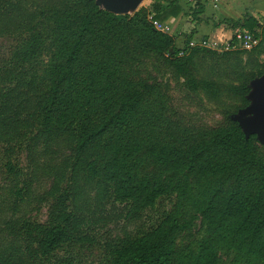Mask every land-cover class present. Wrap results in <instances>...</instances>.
<instances>
[{
    "label": "trees",
    "instance_id": "obj_1",
    "mask_svg": "<svg viewBox=\"0 0 264 264\" xmlns=\"http://www.w3.org/2000/svg\"><path fill=\"white\" fill-rule=\"evenodd\" d=\"M181 1L152 0L123 15L95 0H0V35L20 41L7 57L0 54V168L15 183L13 206H0V264H80L58 249L89 239L80 228L88 223L91 184L99 199L126 203L132 214L176 197L151 230L113 247L111 264H264V154L257 135L247 139L232 118L190 129L157 79L135 76L140 51L164 56L192 90L199 87L198 53L241 75L245 96L264 75V68L243 74L239 50L190 47L193 33L178 46L175 35L158 30L149 15L165 23L184 12ZM205 2L194 0V16ZM221 24L233 33L248 29L264 49V15L247 10L215 26ZM49 43L53 63L40 73ZM23 149L34 163L30 179H22L14 161ZM40 174L51 180L47 193L56 200L49 222L8 213ZM81 178L85 185L73 187Z\"/></svg>",
    "mask_w": 264,
    "mask_h": 264
},
{
    "label": "rangeland",
    "instance_id": "obj_2",
    "mask_svg": "<svg viewBox=\"0 0 264 264\" xmlns=\"http://www.w3.org/2000/svg\"><path fill=\"white\" fill-rule=\"evenodd\" d=\"M151 1L144 0L141 6H149ZM189 1H184V5H189ZM185 12L184 10L180 16L183 19L185 16H189L193 20L192 9L190 12ZM183 21L181 19L179 23L177 22L170 28L176 39H180L178 43L176 41L178 46H184L187 34L192 32L191 28L195 26L194 22ZM181 23L183 27L180 26ZM232 35L233 31H230L229 37ZM216 39L220 38L216 37ZM19 42L11 35H0V54L7 57L12 49L19 47ZM262 47L263 45L260 44L252 50L235 49L239 50L242 57L243 74L252 71L258 72L264 68V49ZM54 51V46L51 43L47 44L41 59L40 73L53 63ZM220 62L202 53L195 56L194 77L199 81V87L196 90H192L186 85L185 79L166 63L162 55L140 51L139 60H136L133 69L136 71L135 76L138 79L148 81L157 79L169 96V101L180 121L190 129L201 130L225 124L232 114L238 113L241 108L252 102L249 97L250 93L245 96L242 89L244 83L242 76L236 73L234 76L228 75L220 67ZM251 83L252 81L249 87L252 91ZM235 87L237 88L235 89ZM258 141L264 154V144L260 140ZM3 153V149H0L2 162L5 160ZM15 157V163L25 172L21 176L22 179H30L34 166L31 153L23 149ZM3 173L0 168V206L4 204L12 207L15 202L14 190L12 191L15 183L11 181V176L5 167ZM50 182L51 180L44 174H40L34 179L31 192L25 196L21 204H18L17 211L8 209V213L20 218H30L33 222L48 223L56 202L55 198H50L47 193L50 189ZM81 185H85L84 178L73 184V187ZM96 191L95 184H91L89 195L86 196V199L90 200V204L87 206L88 209L83 211V216L88 223L80 228L88 235L89 239H84L76 244H66L58 249L59 256H73L80 264H111L112 249L115 245L127 242L151 230L163 215L173 210L176 202L175 195L162 197L154 206L147 208L142 213L132 214L129 212L128 204L115 202L106 196L104 199H99L100 196ZM41 196L43 199L45 197L42 201L39 200ZM77 202L82 203V200L79 199ZM71 203V206H74V202ZM195 235V239L201 237V234ZM223 258L231 262L224 255Z\"/></svg>",
    "mask_w": 264,
    "mask_h": 264
},
{
    "label": "crops",
    "instance_id": "obj_3",
    "mask_svg": "<svg viewBox=\"0 0 264 264\" xmlns=\"http://www.w3.org/2000/svg\"><path fill=\"white\" fill-rule=\"evenodd\" d=\"M184 1L182 0L181 3L185 8L186 12H190L192 6L194 5V0L189 1V5H184ZM206 8L205 11L198 16H194L193 20L190 17L185 16L183 19L180 15L178 17H171L165 23L172 27V25H176V23L180 22V20H184L183 22H194L195 26L192 27L193 29V38H201V37H219L224 38V36L229 37V32L231 31L225 24H221L219 26H215V23H220L225 18H233V19H240L243 18L244 14L247 10H252L251 13L254 14L256 17H261L264 15V0H224L218 6L212 4V2L207 1L205 2ZM185 12V13H186ZM198 17V18H197ZM182 22V23H183ZM181 23V27L182 26ZM179 26V27H180ZM170 34L174 35V32L169 30ZM224 34V35H223ZM180 39H176L177 43Z\"/></svg>",
    "mask_w": 264,
    "mask_h": 264
},
{
    "label": "water",
    "instance_id": "obj_4",
    "mask_svg": "<svg viewBox=\"0 0 264 264\" xmlns=\"http://www.w3.org/2000/svg\"><path fill=\"white\" fill-rule=\"evenodd\" d=\"M144 0H95L96 4L104 10L114 14H134ZM253 90L249 97L252 102L241 108L231 118L237 121L248 139L256 134L264 144V75L252 81Z\"/></svg>",
    "mask_w": 264,
    "mask_h": 264
},
{
    "label": "built area",
    "instance_id": "obj_5",
    "mask_svg": "<svg viewBox=\"0 0 264 264\" xmlns=\"http://www.w3.org/2000/svg\"><path fill=\"white\" fill-rule=\"evenodd\" d=\"M205 1V0H203ZM212 2L215 6H218L224 0H207ZM149 19L152 21L153 25L161 31L169 32L170 28L166 23H162L157 19L153 18V15H149ZM234 37V38H233ZM260 42V39L256 37L248 29H237L231 37L225 36L224 38L216 39V37H201L199 39L192 38L189 41L190 47H204L219 53L234 50V49H244L252 50Z\"/></svg>",
    "mask_w": 264,
    "mask_h": 264
}]
</instances>
